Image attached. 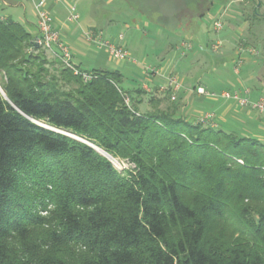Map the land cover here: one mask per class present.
<instances>
[{
  "label": "trees",
  "instance_id": "16d2710c",
  "mask_svg": "<svg viewBox=\"0 0 264 264\" xmlns=\"http://www.w3.org/2000/svg\"><path fill=\"white\" fill-rule=\"evenodd\" d=\"M35 39L0 18V264H264V141L189 120L177 102L161 106L169 96L141 111L144 90H124L118 70L74 64L84 82L54 57L52 76ZM22 178L54 206L49 219Z\"/></svg>",
  "mask_w": 264,
  "mask_h": 264
},
{
  "label": "rangeland",
  "instance_id": "374dc122",
  "mask_svg": "<svg viewBox=\"0 0 264 264\" xmlns=\"http://www.w3.org/2000/svg\"><path fill=\"white\" fill-rule=\"evenodd\" d=\"M106 1L107 0H93L92 7L94 12L101 13V16L107 15V19L115 20L113 25L110 26H116L114 27L115 33L118 35L119 32H121V35L126 37V39L130 37L131 33L124 26H126V24L132 26L133 23L138 22L137 17L139 16L138 14L140 12L137 10L136 6L154 10L156 13H160V15H162L161 17H164V21L168 23L170 22L172 24L178 19L177 17L185 16L184 21L188 22L189 24L182 25L184 21L180 22V26L178 27L180 32L184 30V28H187L188 30H199L197 38L192 41L175 38L174 42L173 39H168V43H166L167 36L164 37L165 42L163 44H165V46L163 49L166 50L164 53H171V56L169 57L167 54L168 63L170 64L168 65L169 67H166V69H168L165 73H167L168 76H179L180 73L178 70H180V65L185 72H189L188 75H191L190 77H192V80H200L201 84H203L202 86H204L206 90L210 92L220 93L224 90H239L233 88H241L242 84L243 86L252 88L253 90L257 89L259 92L258 93L256 91L257 94H262V97H264V87H259L256 82L250 81L248 79L241 81L243 74L246 72H251V66H249V63H253L254 61L264 63V22L262 20L259 21L257 18H253V0H240V2H238V0H212L213 4L208 10L205 8L206 4L201 2L202 4L197 3V5L195 0H190L191 2H188V0ZM254 1L256 2V0ZM260 2L261 7H259V11L264 13V0H260ZM81 8H83L82 5L78 4L77 10L79 14H81V18L78 20V22L84 21L85 19L84 14H86V12L82 13L83 9ZM132 10L138 11V14H135L133 18L131 17L134 14ZM202 13L203 15H201ZM140 16L143 17V13H141ZM93 18L96 19L97 17L95 16ZM215 21H220L222 23V27L219 30L214 28ZM261 24H263V27L261 32H259L258 29L260 28ZM103 26H105L103 28L108 34L107 36L110 37L112 27H109L106 24ZM138 35H140L139 38L135 37L134 39L132 37L130 43L127 44L126 50L129 54L128 57L124 60H115L109 58L110 56L108 57L105 48H98L95 43L86 41L85 36L81 34V38L86 49L75 48L77 53L75 54L76 59H74V61L79 63L80 67L85 70H91L92 68L120 70L124 76L121 82V87L126 91H133L135 88L145 84L149 86H156L159 82L158 78L156 81H154V83L151 78L146 77V70L152 68L153 66L155 68L156 65L148 61L149 59H146L145 51L158 47L162 43L160 41L162 38H157L156 41L154 40L155 44L152 45L149 44L150 39H143L139 31ZM217 43H219L218 47L213 48V46H216ZM250 49H254L257 51V53H252ZM138 51L139 54L137 53ZM192 55L196 56L194 59L196 61L194 62L191 61ZM45 58L50 62L47 64L50 74H52V76L57 75V70L59 71L61 69L60 65L53 62L51 55H48L47 53H45ZM180 61L183 63L180 64ZM223 61L224 63H222ZM98 63H100V65H95ZM242 63L244 64L242 65ZM259 73L261 74L264 85V67L263 69L259 70L258 74ZM157 76L159 75L157 74ZM180 77L183 78L184 76L180 75ZM179 82L181 84V89L177 93L175 100H171L170 93L167 91L163 97H169H167L166 102L164 101V103H162V107H165L166 104H171L172 102H179V95L181 91H184V89L187 87H191L188 82L184 83L180 80ZM65 87L68 88L69 86ZM153 90L154 91H151L150 94L154 97H157L158 93L155 92V89ZM153 92H155V95ZM149 96L150 95L144 98V102L140 108L141 111H146L151 108L148 99ZM199 97H201L203 100L205 99L204 95H193V107L195 105L199 106L201 104L199 103L201 100ZM192 110L195 112L190 114L192 116H185L189 120L199 116V112H202V110L199 111L198 107L196 106ZM238 110L242 112H248L250 109L238 106ZM229 119L233 122L230 124V126L226 124L224 125L223 123L221 125L223 128L232 130L238 135H249L250 133H246V131L254 132L256 127H261L260 123L264 125V113H260L258 109H251V114L249 117L241 114V112H237L233 116H230ZM58 131L68 136H74L76 139L88 145L92 144L95 147L101 149L97 145L90 143L84 138L65 131ZM110 160L118 172H121L122 174H126V172L135 169V165L128 159L111 156ZM25 180V178H22L21 180L22 188L25 198L30 200L29 203L32 204V207L34 208L33 213L37 212L40 216L49 219L52 216L51 211L54 209V206L51 203H48L44 209L38 206L39 204L34 197H36L39 189L36 186H31V184ZM46 228L47 226L38 229L34 228L32 233L37 235V233H41L43 229ZM10 245L15 247L17 245V240H10ZM43 250L46 251L44 248Z\"/></svg>",
  "mask_w": 264,
  "mask_h": 264
},
{
  "label": "crops",
  "instance_id": "0c3cea01",
  "mask_svg": "<svg viewBox=\"0 0 264 264\" xmlns=\"http://www.w3.org/2000/svg\"><path fill=\"white\" fill-rule=\"evenodd\" d=\"M39 0H0V18L5 19V18H11L21 24H23L28 31L34 36V38L38 37V28H37V20H36V15H35V10H34V3ZM46 4V9L52 13L53 18H54V25L60 30L61 36L63 37L64 41L69 45L70 50H71V58L72 62L80 67V64L74 61L76 59L75 54L77 53L75 48H80V49H86L84 42L81 38V34L84 36V33L87 30H94V31H101L102 35H104L105 39L110 38L109 40L117 42L119 44L124 45L127 48V44L130 43L132 37L135 39V37H140L138 35V31L141 33V37L143 39L147 38L149 40V44L154 45L155 41L157 38H162L160 41L162 42L158 47H155L153 49H149L145 51V57L146 59H149L151 63L155 64L156 67H152L154 69V72L149 71L150 74L146 72V77L151 78L152 81H156L157 78L159 82L157 83L156 86L152 85L149 86L147 84L142 85L138 88H135L133 91L136 89H142L144 90L145 94L141 95V97H137L138 99H141V103L139 104V108H141L144 98L148 95L152 96L150 94L151 91L157 92V97L161 98L165 96L167 92V87H166V77L168 76L166 72V67H169L168 65V59H167V52L164 48L165 44V36L166 37V43H168V39H173V42L175 41V38H180V39H186L189 41L195 40L197 38V34H199V30H188L187 28H184L180 32L178 27L180 26V22H176V24H173L176 26L175 28H170L169 23L164 22L162 20L163 17L160 15V13H156L154 10L151 12L149 11L148 13L142 12L139 9H137L140 13L138 14V11L135 10L133 11L134 14L131 16L132 18L134 17L135 14H138L139 16L137 17V21L132 24V26H129L126 24L124 26L127 30L130 31L131 35L126 39V37H123L122 40L117 39L118 35L122 34L119 32L115 33L114 27L116 26H110L113 25L115 20L112 19H107V15L101 16V13L94 12L93 7H92V2L93 0H44ZM112 0H107L106 2H110ZM212 1V0H211ZM240 2V0H238ZM260 2V0H259ZM261 3V2H260ZM82 5L83 11L82 13L86 12L84 14V21H79L78 20L81 18V14H79L77 10V5ZM74 7L75 8V13L78 15L77 20H70V9ZM143 13V17L140 16V14ZM97 17L94 19L93 17ZM141 17V19H140ZM259 21L262 20L264 22V18H258ZM185 20V19H184ZM183 20V21H184ZM190 21V20H189ZM107 25L109 27H112V32L111 36L108 37L107 33L105 32L104 28ZM189 24L188 22L182 23V25ZM263 27V24H261L260 28L258 29L259 32H261V29ZM110 30V29H109ZM152 33V34H151ZM106 35V36H105ZM117 35V36H115ZM138 35V36H135ZM123 36V35H122ZM86 40V39H85ZM155 40V41H154ZM87 41V40H86ZM264 46V44H263ZM138 50V49H137ZM107 53V52H106ZM139 54V51L137 52ZM108 54V53H107ZM49 55V54H48ZM160 55V58H159ZM171 56V53L168 54V57ZM109 57V55H108ZM195 55L191 56V61L194 62ZM110 58V57H109ZM51 59L54 60V57L51 56ZM167 59V60H166ZM183 63L180 61V64ZM224 63V61L222 62ZM238 64V63H237ZM244 63H242L243 65ZM95 65H100V63L95 64ZM241 65V63H240ZM177 66V65H176ZM249 66H251V72H246L243 74V77L241 81L244 79H248L250 81L256 82L259 87H264L263 85V79L261 77V74L259 72L260 69H263L264 63H260L259 61H254L253 63H249ZM101 67V66H100ZM81 68V67H80ZM82 69V68H81ZM94 69H103V68H92L91 70ZM179 73L180 75L184 76L183 78L180 77V75H176L175 77L180 80L181 82L183 81L184 83H189L191 87H187L184 89V91H181L179 95L180 101L178 103V112L181 115H184L187 117L194 111L192 109L198 107L199 111L202 110V112H199V114L207 112V111H214L215 114V124H218L223 128L221 125L222 123L225 125L232 124L233 122L230 121L229 117L233 116L237 112H241V114H244L245 116L249 117L251 114V110L248 112H242L238 110V106L234 101H227V100H220V101H212L206 97L205 99H201L199 103H201L199 106L195 105L193 107L192 101H193V95H198L195 93L194 88L203 85L201 84V81H195L194 79L192 80L190 77L191 75H188L189 72H185L182 68V66L179 65ZM85 70V69H84ZM117 70V69H115ZM89 71V70H86ZM120 74L122 75V79L124 78L123 73L118 70ZM169 73V72H168ZM157 74L159 76H157ZM167 74V75H166ZM178 74V73H177ZM186 74V75H185ZM156 77V79H155ZM155 83V82H154ZM204 87V86H203ZM153 88V89H152ZM205 88V87H204ZM248 88L250 90L249 93V98L251 100H257L259 97H262L263 95L257 94L258 90H253L252 88L245 87L241 84V88H233V89H239L241 92ZM206 89V88H205ZM147 90V91H146ZM257 91V92H256ZM149 92V93H148ZM155 92L153 94L155 95ZM148 93V95H147ZM259 93V92H258ZM149 96V97H150ZM199 96V95H198ZM149 99V98H148ZM196 104V103H195ZM197 112V111H196ZM195 113V112H194ZM261 113V112H260ZM192 116V115H190ZM261 127H256L254 129V132H247L250 133L249 136L255 137L257 139H260L261 141H264V125L260 123ZM226 129V128H224ZM229 130V129H226ZM232 131V130H229Z\"/></svg>",
  "mask_w": 264,
  "mask_h": 264
},
{
  "label": "built area",
  "instance_id": "2783aa9c",
  "mask_svg": "<svg viewBox=\"0 0 264 264\" xmlns=\"http://www.w3.org/2000/svg\"><path fill=\"white\" fill-rule=\"evenodd\" d=\"M34 10L37 20L38 37L35 39V43L40 47L44 53H47L53 57H56L64 67L73 70L74 74H78L82 77L84 82L91 79L92 75L86 71H79L72 62L71 50L69 45L64 41L61 36L60 30L54 25V18L52 13L46 9V4L44 0H39L34 3ZM70 20H77L78 15L75 13V8L70 9ZM222 27L220 21L214 22V28L219 30ZM87 41L95 43L98 48H105L110 58L115 60H124L128 57V52L126 47L122 44L116 43L109 39H105L101 31H94L92 29L87 30L84 33ZM123 36L118 35V39L122 40ZM213 46V48H217ZM252 53H256L254 49H250ZM149 71L154 72L153 68L146 70L148 74ZM166 87L167 91L170 93L171 100H175L177 93L181 89V84L175 76L166 77ZM195 92L198 95H204L206 98L212 101H234L238 106L246 109H258L261 113H264V98L259 97L257 100H251L249 98L250 90L248 88L244 89L242 92L240 90L233 91H221L220 93L210 92L206 90L203 86L199 85L195 88ZM124 102L129 105L130 99L127 95H124ZM214 111H207L200 114L196 122L203 124H210L216 126L214 122Z\"/></svg>",
  "mask_w": 264,
  "mask_h": 264
},
{
  "label": "water",
  "instance_id": "95a60500",
  "mask_svg": "<svg viewBox=\"0 0 264 264\" xmlns=\"http://www.w3.org/2000/svg\"><path fill=\"white\" fill-rule=\"evenodd\" d=\"M260 3L258 2V5H259ZM0 91H1V93L4 95V92L1 90V88H0ZM50 129H52V130H54V131H58V130H56V129H54V128H50ZM70 136V135H69ZM70 137H73V138H75L74 136H70ZM91 147H93L96 151H98L100 154H102V155H104L107 159H109L110 160V155L108 154V153H106L104 150H102V149H99V148H97V147H95L94 145H92V144H89ZM111 161V160H110Z\"/></svg>",
  "mask_w": 264,
  "mask_h": 264
}]
</instances>
